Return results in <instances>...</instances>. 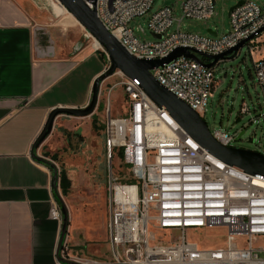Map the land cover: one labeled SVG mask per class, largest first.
<instances>
[{"label":"built area","instance_id":"obj_1","mask_svg":"<svg viewBox=\"0 0 264 264\" xmlns=\"http://www.w3.org/2000/svg\"><path fill=\"white\" fill-rule=\"evenodd\" d=\"M84 1L95 7L102 24L123 47L141 59H161L178 47L218 55L245 41L264 119V46L259 42L264 32V3L245 0L231 14V29L212 36L182 30V23L211 19L214 0H184L178 13L173 6L162 7L150 15L147 28L134 27L132 21L147 15L155 0ZM175 23L177 28L171 30ZM84 31L86 38L98 42L85 27ZM147 34L154 39L147 40ZM99 46L109 61L108 52ZM209 62L181 56L151 72L202 116L216 86L214 66L206 65ZM122 77L128 104L124 114L112 116L108 102L105 148L110 157L121 150L130 173L121 178L111 171L108 177V254H73L66 239L60 256L83 264H264V178L209 152L147 95L139 79L124 73ZM241 112L250 109L244 105ZM211 133L224 146H233L237 139L236 133L223 128ZM50 216L62 230L58 201L53 202ZM214 226L228 229L222 244L201 248L199 242L190 240V232Z\"/></svg>","mask_w":264,"mask_h":264},{"label":"crops","instance_id":"obj_2","mask_svg":"<svg viewBox=\"0 0 264 264\" xmlns=\"http://www.w3.org/2000/svg\"><path fill=\"white\" fill-rule=\"evenodd\" d=\"M61 7L58 0H0V264H59L61 228L50 216L58 201L52 170L35 160L31 149L54 107L90 102L94 81L108 65L96 48L70 52L41 35L47 19H68ZM122 108L118 115L125 113ZM100 109L98 104L87 116L59 115L52 131L62 132L68 145L69 139L85 143L90 137L97 148L102 138L105 145ZM50 141L39 154L48 151ZM58 191L63 195L60 180ZM108 250V235L99 254L70 248L81 256H106Z\"/></svg>","mask_w":264,"mask_h":264},{"label":"rangeland","instance_id":"obj_3","mask_svg":"<svg viewBox=\"0 0 264 264\" xmlns=\"http://www.w3.org/2000/svg\"><path fill=\"white\" fill-rule=\"evenodd\" d=\"M183 1L155 0L149 13L143 17H136L132 21V26L143 25L147 28L150 15L165 6H173L178 13ZM253 1L260 5L264 3V0ZM238 2L239 0H216L215 15L211 19H185L182 23V30L201 35H210L209 29L219 34L228 32L231 29L229 10ZM64 10L68 19L64 20L62 17L52 15L53 18L47 19L44 29L41 30L46 33L41 35L46 36L51 45L61 46L70 52H78L86 46L102 51L97 42L84 36L83 25L66 8ZM64 10L61 7V12ZM176 28L177 23L171 30ZM137 34L142 35L138 32ZM145 38L153 40L154 36L147 34ZM259 42L264 46V32L260 35ZM109 63L110 61L108 65ZM214 71L216 86L210 93L202 118L210 130L223 128L236 133V138L243 132L240 139L233 141V146L264 153V119L260 116L263 111L262 96L255 80L254 65L248 52V46L244 45L238 52L229 54L214 66ZM117 72L107 77L101 86L99 105L101 104L100 115L104 121L108 117L109 101L112 103L113 116L123 111L122 104L124 106L128 104L121 84L123 73ZM244 105L250 109V112H241V107ZM47 138L51 141L44 147V150H48L50 154L57 152L58 158L54 160L51 156L46 157L56 163L59 171L61 167H65L71 179L69 193L61 195L70 218L67 244L69 248L72 246L75 250L83 249L85 255H90V251L99 254V251L106 250L109 174L113 171L123 178L124 175L130 173V167L125 164L117 151L111 157L108 155L103 138L98 148L93 137L85 143L77 138H74L73 142L69 139L70 144L68 145L66 136L54 130ZM227 233V227L214 226L202 232H190L189 238L199 242L201 248H208L213 246V242L222 244Z\"/></svg>","mask_w":264,"mask_h":264},{"label":"water","instance_id":"obj_4","mask_svg":"<svg viewBox=\"0 0 264 264\" xmlns=\"http://www.w3.org/2000/svg\"><path fill=\"white\" fill-rule=\"evenodd\" d=\"M92 35L96 38L99 44L109 54V65L107 68L97 76L93 84V96L90 102L84 107H54L46 120V123L33 143L31 149V156L40 163L46 164L52 170V184L63 213V224L60 233L59 244L57 248V255L59 261L63 264H83L72 259H64L60 256L64 243L67 238L69 228V211L58 191V183L60 180V171L56 163L49 157L38 153V148L51 134L54 122L57 116L65 114L71 116H87L94 112L99 104V95L101 93V86L103 81L115 74L118 70L122 71L127 77L132 79H139L141 88L147 95L161 108L166 109L176 119V121L190 133L205 149L213 153L223 161L230 165L238 166L246 172L264 178V153L259 151L236 147L224 146L219 143L212 135L206 121L202 116L192 109L185 101L170 92L166 87L160 84L153 76L151 70L155 67L162 66L169 63L178 57L185 56L194 59L198 62H203L202 57H206L211 62L206 63L207 66H215L221 60L225 59L229 54L236 53L241 47L245 45L242 41L237 46L227 50L218 55L208 54L195 49L186 47H178L171 52L167 57L161 59H141L129 53L119 40L112 34L100 21L97 16L95 7L90 8L84 0H58ZM245 0L232 6L229 10V16L233 10L244 3ZM216 3V0H214ZM261 30H264V26ZM209 34L217 36V32L209 29ZM156 38H161V35H155ZM253 37V36H252ZM241 132L237 139L241 138Z\"/></svg>","mask_w":264,"mask_h":264},{"label":"trees","instance_id":"obj_5","mask_svg":"<svg viewBox=\"0 0 264 264\" xmlns=\"http://www.w3.org/2000/svg\"><path fill=\"white\" fill-rule=\"evenodd\" d=\"M100 52H101V55L104 57V59L106 61H108L106 54L103 51H100ZM203 59L206 60V61H210V59H208L206 57H203ZM100 106H101V104L99 105V107ZM119 154L123 158V153H122L121 150L119 151ZM44 155L45 156H49V154L47 152ZM51 158L54 159V160H57L58 155L57 154H53L51 156ZM60 186H61L63 195H67L69 193V190H70V187H71V180L68 177L67 170L64 167H61V170H60Z\"/></svg>","mask_w":264,"mask_h":264},{"label":"bare ground","instance_id":"obj_6","mask_svg":"<svg viewBox=\"0 0 264 264\" xmlns=\"http://www.w3.org/2000/svg\"><path fill=\"white\" fill-rule=\"evenodd\" d=\"M58 2H59V1H58ZM61 6H62V9L64 10V8H65V7H64L63 5H61ZM97 45H99V43H98V42H97Z\"/></svg>","mask_w":264,"mask_h":264}]
</instances>
